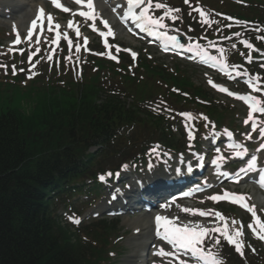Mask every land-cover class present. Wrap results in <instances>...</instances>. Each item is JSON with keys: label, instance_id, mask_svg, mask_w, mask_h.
<instances>
[{"label": "trees", "instance_id": "trees-1", "mask_svg": "<svg viewBox=\"0 0 264 264\" xmlns=\"http://www.w3.org/2000/svg\"><path fill=\"white\" fill-rule=\"evenodd\" d=\"M209 5L215 11L225 8L241 23L264 28L263 0H222ZM155 71L158 75L152 70L154 77L172 86L180 79ZM72 90L75 93L71 95L58 92L56 98L29 113L17 110L0 116V264L74 262L71 247L54 223L34 226L30 222L28 228L19 231L9 211L12 205L20 204L28 217L30 202L35 201L34 187L53 179L65 181L70 174L74 178L81 152L96 143L108 144L112 133L122 126L118 118L124 112L116 100L98 105L78 86ZM8 215L10 219L5 221Z\"/></svg>", "mask_w": 264, "mask_h": 264}, {"label": "snow or ice", "instance_id": "snow-or-ice-1", "mask_svg": "<svg viewBox=\"0 0 264 264\" xmlns=\"http://www.w3.org/2000/svg\"><path fill=\"white\" fill-rule=\"evenodd\" d=\"M76 3L81 4L84 3V0H75ZM188 0H185V3H187ZM52 3L59 8H62L63 11H71L67 7H64L60 3H58V0H52ZM87 7L90 9V11H80L78 14L85 19H95V13H94V6L92 3V0H86ZM127 11L124 13L125 18H131L134 21L138 22L137 26L141 28L142 31H146L151 35H157L158 38H163L165 40L171 41L173 44H178V41L175 36H168L167 33H158L154 31L155 29L164 28L166 27L163 23V17H153L150 14V9L154 6L155 8H166L167 6L162 3H155L153 5V0H127ZM142 5H146L145 7H142ZM134 9H140L139 12L134 11ZM178 12L179 9H171L168 8L165 15H168L171 12ZM201 17H205L206 13H204L202 10H200ZM44 17V10L40 9V14L38 15L37 19H33L31 22V28L28 32V39L32 38V29L36 28L37 26V20ZM47 21L49 22V25L52 24L53 18L50 14H48L46 17ZM176 17H173L175 19ZM102 23L104 24L105 28L108 29L107 33L100 32L101 36H107V35H113L111 27L108 25V22L106 20H102ZM205 23H207V20H205ZM69 28L75 27L76 35L80 36L79 28L74 25L73 22H69L67 25ZM55 27L59 29L60 25L56 24ZM49 30H51V27H49ZM93 30L96 31L95 26L93 25ZM61 35H64V38L67 39L66 34H62L59 31L56 33V42H58ZM236 35H239L237 33ZM85 44L87 43V38H84ZM15 43H20L19 33H17V40ZM69 47L72 46V40H68ZM106 47H107V42ZM247 47L251 48L252 46L250 44H247V42H244ZM180 47H184L183 45H179ZM77 52L80 50L79 46L76 47ZM119 50V49H117ZM189 52L195 51L197 55H201L202 57L206 55V53L203 52L199 44H196L195 46H190L188 48ZM133 58H135L136 53H132ZM51 58V57H49ZM115 58V57H112ZM209 60L216 61V57H207ZM221 70H225V65H220ZM211 83V81H210ZM249 86L253 88L254 91H260V89L256 88V86L252 83V81H249ZM219 87L221 91H228L226 88H223L222 86ZM235 95L234 93H230ZM240 99H244L248 102L249 108H250V114L249 119H252V113L260 112L264 114V100H257L256 97L253 96H247V97H239ZM247 123V121H246ZM253 127H255L253 125ZM250 138V137H249ZM236 148H243L242 145H236ZM237 155H240V152L236 153ZM215 162V161H214ZM256 158L253 157L251 160L248 161L247 167L240 169V172H247L250 170H254L256 167ZM191 171V168L188 169ZM110 175V174H109ZM238 175V174H237ZM260 179L258 183L261 187H264V171H261L259 173ZM103 179V177H101ZM231 197L233 202H239L242 207H245L249 212L252 213L253 218L255 219V225L249 224L248 227L252 229V231L257 235V237L261 240H264V222L260 221V219L257 217L255 206L249 205L247 203V200L249 197L243 195V194H236V193H225L223 196H213L210 197L213 200H219V199H228ZM186 212H193V214H196L198 212L201 216H207L211 213L209 211H200V210H193V209H184ZM216 217L219 220L224 221L223 227H215V228H205L200 227L199 230H196L195 228H190L188 225L183 226H177L174 224L173 220H169L168 217L164 216H157L156 224H157V235H161L160 229H163L162 239L167 240L168 243L173 244L174 246H177L181 249L188 250L192 253L193 256L197 257V259L202 260L203 264H223L222 259L220 258L219 253H214L211 248L205 249L201 245L203 244L206 237L212 235L213 233H220V235L227 240L229 244H233L235 246V250L237 252L242 253V242L237 239L238 237L242 236V231L237 228L233 229L232 231H229L228 222L226 218L220 214L215 213ZM178 219V218H175ZM76 223H79V221H75ZM235 221H232V224H235ZM213 243L215 245L220 244V239L216 236H212ZM159 255H170L171 253H164L163 249H160ZM181 264H185V262H181Z\"/></svg>", "mask_w": 264, "mask_h": 264}, {"label": "rangeland", "instance_id": "rangeland-1", "mask_svg": "<svg viewBox=\"0 0 264 264\" xmlns=\"http://www.w3.org/2000/svg\"><path fill=\"white\" fill-rule=\"evenodd\" d=\"M14 2H16V5H18V6L22 5L21 8L24 10L23 11L24 14H26L25 11L31 13L32 11H34L35 6L39 5L42 1L41 0H35V1L34 0H14ZM169 6H173V4L169 3ZM189 10H190V14H193V13L195 14L196 12L199 13V11H197L196 9H194L191 6L189 7ZM16 17L18 19H20V18H22V15L20 14L18 16H15L14 18H12V20L10 21L11 24H9L10 26H12V23L15 21ZM2 21L5 22L6 20L2 19ZM70 21L73 22L72 16L64 17L63 19H61V18L58 19L59 24H61L63 27L62 29L69 28L67 25ZM3 22L0 23V24H2V30H0V36H1L0 37V44L6 51H8V50L11 51V50H13V48L10 46V44H11L10 41L12 40L13 36L10 34L9 25H4ZM74 25H76L78 27L77 22ZM14 27H16V26H14ZM82 27L83 28L78 27L79 30H83V32L85 34H87V32L85 31L86 26L84 23H83ZM49 32H54V31H49ZM186 32L188 34H191L189 30H186ZM113 36H115L116 38H119V42L124 44V46L134 47L135 49H139L141 54L145 53L144 50L147 51L149 54L152 55V56H150V58L152 57L153 60L157 61L161 65L163 64L165 66H168L169 68H173L176 65V66L181 67V69H184V68L188 69V71H186V72L188 73L189 77H191V79L195 83H197V85L205 87V80H204V77H205L204 74L205 73L203 71H200L199 69H196L195 67H193L191 65H187L183 62L175 61L174 59H172L170 57H160L158 54L155 53L154 50L148 49L144 46H140L137 42H134L131 39H127V37H125V35L122 34L117 29H115ZM184 37L190 39V37L188 35L184 34ZM90 38H92V37H90ZM30 43H33V42H30ZM28 46L31 47L32 45L28 44ZM204 47L206 48L207 45ZM208 48L212 49V47L210 45L208 46ZM17 71L21 72L20 76H12L10 74H7L5 76L0 77V113L2 111H7V109L9 107L22 109L24 106H26L28 100H31V93L36 92L40 89L41 84H40V81L36 78V71L31 72V74L33 76V78L31 80L28 79V77L25 76V74H24L27 71L25 67L20 66L17 68ZM2 72L3 71L1 70L0 73L2 74ZM211 100L215 101L216 104H220L222 108L229 107L231 109L230 110L231 113H233V115L235 117H241L242 116L241 114H242L243 110L239 104L233 103V102L226 100V99H224L218 95L213 96L211 98ZM228 117H229L228 114L226 112H224L218 116L217 121L219 122V124H221V121H227ZM237 125H238V123H237ZM207 135H208L207 132L202 133L201 139H200L198 144H200L202 142L203 138L206 137ZM188 142L189 143L192 142V139H188ZM133 169L134 168H132L131 170H133ZM128 184H130V183H128ZM125 185H126V183L123 184V186H125ZM251 193H252V190L249 192L250 197H252ZM107 199L108 198L103 193L102 198L101 197L96 198L95 203L92 206L85 207V206L79 204L77 207V211L80 213H84V215L87 214L90 210L94 209L95 207L97 208V209H95L96 211H98V210L103 211V209L105 208V204L107 203ZM79 200H82V199L78 198L77 202ZM201 201L209 202V201H211V199H210V197H208V198L202 199ZM226 211H227V209L225 210V212ZM236 212H237V217L235 215H230L229 212L227 215L230 217H236L238 220H240L239 218H241V215H240V213H238V211H236ZM103 216H105V214H103ZM140 217H143L144 220L146 217H148V219L150 218L148 215H132V216L121 218L120 225L124 228V231L127 232L126 234L123 235V238H122L123 239L122 245L125 248L124 249L125 252L123 253V255L117 256V258L115 260L116 264H135V262L137 261L136 259H132L131 257L135 253L137 254V251H139L137 248H135V244L138 241V238L136 236H133L134 227L132 225H130L129 221H127V220H134V219L140 218ZM84 219L87 220V218H84ZM218 226L222 227L223 225L219 224ZM218 226H216V227H218ZM134 237H135V240H133ZM211 241H210V243H212ZM203 247H205L206 249L211 248V250L214 251L212 249V247L209 246V239H207L204 242Z\"/></svg>", "mask_w": 264, "mask_h": 264}, {"label": "bare ground", "instance_id": "bare-ground-1", "mask_svg": "<svg viewBox=\"0 0 264 264\" xmlns=\"http://www.w3.org/2000/svg\"><path fill=\"white\" fill-rule=\"evenodd\" d=\"M17 11H19V12L15 13V15H19V14H22L23 13V10H21L20 7H19V9ZM35 14H36V12H33L31 15L30 14L28 15V13H26V15L24 16V19H28L29 17L31 19L32 17L35 16ZM26 24H27V22H26ZM21 25H22V22H20V21L19 22H15V26L16 27L21 28L22 27ZM130 223L134 227V229L138 230L141 233V235L143 236L144 242H142V244L140 245V249L141 250H145L146 247H147L146 240L149 238V235H150L151 229H152L151 225L149 224L148 221H146V220L143 221L141 219H136L133 222L130 221ZM133 259H135V257H133ZM137 261H138V264H144L145 263L143 261V259L140 256H138V255H137Z\"/></svg>", "mask_w": 264, "mask_h": 264}]
</instances>
